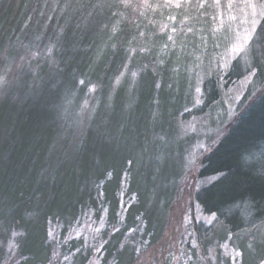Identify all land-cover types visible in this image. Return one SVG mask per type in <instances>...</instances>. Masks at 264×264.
<instances>
[{
	"label": "trees",
	"instance_id": "1",
	"mask_svg": "<svg viewBox=\"0 0 264 264\" xmlns=\"http://www.w3.org/2000/svg\"><path fill=\"white\" fill-rule=\"evenodd\" d=\"M108 2L118 7L90 9L93 15L89 16L75 7L77 0H0V69L11 67L29 49L39 51L32 63L18 68L13 83L20 73L34 71L29 75L32 78L15 90H0V262L5 244L14 235L21 257L18 264H51L58 248L60 258H69V264H89L96 255L93 245L85 237H69L68 233L85 213L93 211L98 220L103 215L97 210L101 188L108 226L119 229L108 231L109 227L104 232L102 243H107L101 249V263L115 260L116 264H141L148 252H155L154 259L162 252L170 207L183 173L173 158L182 159L187 144L180 141L178 152L171 155L167 151L163 162L146 161L144 118L137 117V130L134 114L141 108L149 109L152 99L163 98L165 113L154 127L167 136L174 135L178 117L191 107L196 70L191 87L186 76H181L170 90V67L154 65L152 56L144 76L149 83L142 85L137 95L130 89V73L116 84L115 78L127 61L126 49H137L132 57L140 54L137 39L141 31L145 33L151 27L150 35L160 37L156 40L161 44L165 41L166 35L157 30L169 12L167 7L154 9V0L148 4L151 7L144 8L140 0ZM67 3L74 7H65ZM113 12L120 15L114 17ZM113 25L117 31L109 39ZM133 37L135 41L129 43ZM192 39L188 36L189 41ZM210 54L202 55L203 61ZM230 68L223 80L216 70L204 80V101L198 106L201 112L209 109L215 114L222 84L245 75L237 62ZM255 79L259 82L255 95L250 94L239 106L216 144L203 154V163H198V179L204 182L193 198L204 214L214 212L216 218L209 225H193L199 247L193 248L192 256L197 264H201V258L208 264H232L231 256L224 255L221 247L227 243L242 253L241 264H258L264 258V96L259 94V77ZM157 81L160 89L155 87ZM94 85L96 90L89 91ZM90 94L91 106L80 114L77 109ZM133 138L142 151L140 168L135 166L134 153L128 151ZM161 141L156 138L154 146ZM217 169H230L231 175L218 182ZM125 171L129 173L126 194L135 197L120 220ZM161 174L164 176L159 179ZM54 226L59 239L48 235ZM140 244L146 246L137 254ZM172 257L161 256L162 264H171Z\"/></svg>",
	"mask_w": 264,
	"mask_h": 264
},
{
	"label": "rangeland",
	"instance_id": "2",
	"mask_svg": "<svg viewBox=\"0 0 264 264\" xmlns=\"http://www.w3.org/2000/svg\"><path fill=\"white\" fill-rule=\"evenodd\" d=\"M128 1V0H126ZM153 3L154 9L155 8H165L164 2L165 0H154ZM142 8L146 7L145 5L150 4L151 0H140ZM163 6V7H160ZM141 9V8H140ZM167 9V8H166ZM167 12L169 14H176V10H170L168 9ZM168 14V16H169ZM171 22L166 19L164 23L160 24L158 27V32H160V27L162 25L170 24ZM167 31V30H166ZM152 32V28L148 27V31H145L144 38H138L137 39V48L138 50L140 48H145L148 51L133 55L132 61L130 65L132 68L134 67L135 70H139V75L137 76L135 82H133L132 77L130 78L129 85L130 89L133 93V95H137L138 92H140L142 85L144 87L145 83H149V80H147L144 76L148 72L147 69L145 70L143 66L145 64H149L150 57L154 56L155 60L157 58L163 59L165 61V64L163 66H166L168 69V66L170 67L169 70L172 72L173 77L170 81L169 88L171 90V85L175 84V81L178 80L181 76H186V82L190 84L192 80L193 74H195V81L193 83L192 87V104L191 107H188L189 109H192L190 113H185L184 111L180 114L176 121V133L174 135H166L162 131L158 129L155 130L154 122L157 120L163 119V114L165 113V100L160 97H156L152 99L151 105L149 109H139L138 112L135 113V126L138 130L139 124L137 122V117H141V120L144 118V126H143V134L146 136L147 142L145 144V152H147V160L149 162L161 160L164 158L165 153L168 151V153L171 152V155H175V153L179 150V142L185 141L187 144V148L184 150L182 154V159H176V156L173 158L176 162L181 166V169L183 173L181 174V177L178 179V187H177V194L176 197L171 204L169 217H168V226L166 235L164 237V241L162 243V252L159 255L158 259H154L156 257L155 252L150 251L147 254H145V257L142 256L141 264H162L163 259L161 258L164 256H171L173 255V260L171 264H197L196 260H194V257L192 256L193 253V246L191 244V236L188 235V233H195V230L193 229V225L196 222H203L206 225H209V221H213L212 215H206L202 212L201 208L197 205L193 198V194L195 191L203 184L204 181H201L198 179V169L202 156L204 153L209 152L210 148H207L206 150H201L199 145L200 144H212V147L216 144L218 135L217 132H220L223 130V128L226 127V123L230 122V120L235 115L237 109L240 105L244 103L246 98L248 96L250 97L251 93L255 90L256 87L259 86V82L256 81L255 78H252L249 81H244L243 77L241 79H237L231 83H228L227 85L222 84L221 86V96L218 102L215 103V114L212 115L210 113L209 109L203 110L201 112L199 110L198 106H201L203 104V83L204 80L210 75V71L215 70V61H212L211 67L209 66V60L212 58V54L208 56L205 61H203V58L201 61H197L195 59V56L201 55L199 52L193 50L191 48L185 49L186 52H193L192 56H186L184 52L177 51L174 54L171 55H165L163 53H159V46L161 44V40H156L157 38H154V36L150 35ZM188 39V38H187ZM166 40V39H165ZM179 44V43H178ZM179 48V45H177ZM224 49H219V52L223 53ZM33 53H38L39 51L37 48L29 49L28 51H25L20 55L18 59H16L12 66L6 67L2 66L0 69V76H3L6 84L0 86L1 88L6 87L8 91L15 90V87H20L25 79H29L32 77H29L32 73L26 72L20 73L19 76L16 78L15 82L13 83V79L17 76L18 68H20L23 64L27 65L32 63V60H34L36 57H32ZM256 55H259L258 53ZM177 57H179V73L173 71L174 68H177ZM23 58V59H21ZM234 62H237L238 65L243 68L242 70L245 71V69L248 67L249 64L253 62V53L249 50L242 51L238 54L237 57L232 59L230 67ZM8 63V60L7 62ZM10 63V61H9ZM193 66V67H192ZM192 67V69H191ZM34 68V66H32ZM8 70V71H6ZM145 73H144V71ZM196 70V71H195ZM195 71V72H194ZM23 72V71H22ZM194 72V73H193ZM193 73V74H192ZM246 74V72H245ZM34 77V76H33ZM197 79H202L203 83L200 85L202 92L201 94L195 93V86ZM10 81H12L10 83ZM121 82V81H120ZM10 83V84H9ZM26 83V82H25ZM9 84V85H8ZM8 86V87H7ZM17 87V88H18ZM33 87V86H32ZM173 89V88H172ZM169 90V92H171ZM186 91V88H185ZM189 91V89H188ZM92 95L88 97V100H84L83 104L79 106L77 109V112L80 114L84 111H87L92 102ZM199 99L201 103L197 104L196 100ZM158 102V103H157ZM187 108V107H186ZM201 108V107H200ZM144 112L142 115L141 112ZM183 114V115H182ZM211 119L215 120V123H211ZM224 119V122L222 121ZM222 121V122H221ZM223 123H225L223 125ZM159 138L161 139V143L154 146L155 139ZM130 140V138H129ZM134 138L131 142V146L129 147L128 151H132L134 155L136 156V163L135 166L137 168L141 167V161L142 157L139 158V155L141 154L140 147L136 144H134ZM183 141V142H184ZM213 141L215 143H213ZM155 154L153 155V153ZM175 152V153H174ZM158 154L157 156H155ZM161 155V156H160ZM162 161V160H161ZM163 162V161H162ZM162 165V163H160ZM193 165H195L193 167ZM159 171V168H158ZM164 175H160L159 179L163 178ZM199 182L198 184L196 182ZM207 181V180H206ZM160 185V184H159ZM127 187H128V181L122 183L120 195H121V213H120V220L124 218V214L127 210L128 205H130L135 195L132 197L127 196ZM91 215V219L87 215H85L82 219V221L78 222L76 225L72 227V229L69 231L68 235L69 237H85L86 241L90 243L93 246H99L100 243H102V237L104 232H106L109 228L112 230V226H108V219L106 212L103 213L104 217V223L103 226H101L100 219H96L94 217V212L90 211L88 212ZM186 216H189L190 219H186ZM96 229H99V231H96ZM51 231L53 235L51 237H56V239H59V232L57 226H54L51 228ZM79 233V235H77ZM14 235L13 239L5 244V250L4 254L2 256V260L0 264H18L20 261V252L18 251V247L14 242ZM225 245V244H224ZM228 251L226 252L224 248L223 254L226 256H231V251L234 249L233 245H230L229 243L226 244ZM140 249L144 248L146 244H140ZM59 249V248H58ZM56 252V255H54L55 259L60 260L59 262L55 261L53 258V261L51 264H69V258L65 260L62 256L60 258V251ZM183 249L184 254H181V250ZM191 253V260H188V254ZM101 251L100 253H96V255L93 257L91 261L99 260V264L101 263ZM213 258L215 257L212 255ZM65 257V256H64ZM201 258V257H200ZM204 258H201V264H208L204 263ZM146 260V261H145ZM195 261V263L193 262ZM63 262V263H62Z\"/></svg>",
	"mask_w": 264,
	"mask_h": 264
},
{
	"label": "snow or ice",
	"instance_id": "3",
	"mask_svg": "<svg viewBox=\"0 0 264 264\" xmlns=\"http://www.w3.org/2000/svg\"><path fill=\"white\" fill-rule=\"evenodd\" d=\"M122 2L126 3V0H122ZM145 6L151 7V5L147 4ZM65 7L73 8L74 5L67 3ZM75 7L87 11L88 15L91 16L93 15V11H88L90 9L95 10L107 7L111 10L112 8L118 7V5L109 3L108 0H98L97 3H84L81 0H77ZM164 7H167L170 13L172 9H175L176 14H169L167 19L171 23L160 27V32L166 35V40L160 45L159 53L171 55L179 51L184 52L186 56H190L195 51L201 52L202 55H207L211 52L212 58L209 60V66L211 67L212 61L214 60L215 70L219 78L223 80L224 76L231 71L230 64L232 59L237 57L242 51L249 50L253 53V62L245 69L246 74L243 76V79L244 81H249L252 78L259 77L261 85L259 94L260 96H264V0H195V3H193V0H165ZM63 10L61 8V11ZM191 13H194V15ZM112 15L115 17L120 14L113 12ZM48 19L51 20L52 17H48ZM196 24L201 26L195 27ZM103 27L107 28L108 25L104 24ZM116 31V26L113 25L112 36L109 39L115 36ZM145 35L143 31L139 33L141 38H144ZM190 35L193 37L191 41L187 39ZM135 39L133 37L129 43L134 42ZM178 43L179 48L177 47ZM112 47L115 49L117 46L113 44ZM187 48H191L193 52H185ZM221 48L224 49L223 53L219 52ZM126 51L128 53L127 61L122 64L123 70L115 78L116 84H119L127 73H130L133 82H135L139 75V70L131 69L129 66L132 61V54L137 52V49L129 47ZM138 51L144 53L148 50L140 48ZM257 53L259 55H256ZM37 55L38 53H33L32 57L34 58ZM202 55L195 56V59L201 61ZM153 64L164 65L165 61L157 58L153 61ZM143 68L146 70L148 65L145 64ZM152 71L156 74L155 67H153ZM173 71L177 74L179 73V57H177V68H174ZM6 83L4 77L0 76V86ZM202 83V79H197L195 93L201 94L202 89L200 85ZM80 84H84V80H80ZM96 87L94 85L89 91H95ZM155 87L160 89L161 84L159 81L156 82ZM251 95L254 96L255 92H252ZM196 103L199 104L201 101L197 99ZM93 111H95V108H93ZM191 111L192 109L189 108L184 109L185 113H190ZM217 135L219 136V132H217ZM213 143L215 142L213 141ZM199 147L201 150H206L212 147V144L202 143ZM200 163L202 164L203 162L200 161ZM129 164H131V161H129ZM216 171L218 182L227 179L231 175L230 169L228 171L217 169ZM128 175L129 173L125 171L122 177V183L127 181ZM196 183L198 184L199 182L197 181ZM103 196L104 193L101 188L97 194V199L100 204V208L97 210L107 212V207L103 204ZM262 200H264V197H262ZM85 215L91 219L90 213H85ZM211 215L213 218H216V213L213 212ZM186 219H190V217L186 216ZM211 222L210 220L209 223ZM100 223L103 226V215L100 217ZM261 227H264V220L261 221ZM96 231H99V229H96ZM112 231L118 232L119 229L113 226ZM129 231L135 232L136 229H129ZM48 235L49 237L53 235L51 230H49ZM188 235L191 236L193 248L198 250L199 246L195 234L188 233ZM231 238L232 234L229 233V239L231 240ZM104 243H107V241L100 243L99 246H93L94 253H100L104 247ZM221 247L226 252L228 251L226 244L221 245ZM248 247L251 248L252 244L249 243ZM136 252L139 254L140 247L136 248ZM209 252H211V249H209ZM181 254H184L183 249L181 250ZM241 257L242 253L238 249H232V264H241ZM64 259L67 260V257H64ZM188 260H191V253L188 254ZM89 264H99V260L90 261ZM111 264H116V261L113 260ZM258 264H264V258H261Z\"/></svg>",
	"mask_w": 264,
	"mask_h": 264
}]
</instances>
